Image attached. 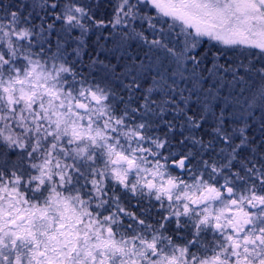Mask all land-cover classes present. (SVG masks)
Instances as JSON below:
<instances>
[{"label":"snow or ice","instance_id":"1","mask_svg":"<svg viewBox=\"0 0 264 264\" xmlns=\"http://www.w3.org/2000/svg\"><path fill=\"white\" fill-rule=\"evenodd\" d=\"M0 264H264V0H0Z\"/></svg>","mask_w":264,"mask_h":264}]
</instances>
